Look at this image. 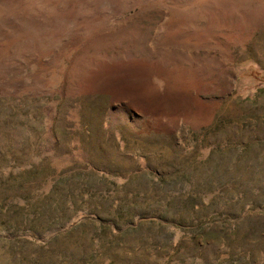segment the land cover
<instances>
[{"label": "rangeland", "instance_id": "rangeland-1", "mask_svg": "<svg viewBox=\"0 0 264 264\" xmlns=\"http://www.w3.org/2000/svg\"><path fill=\"white\" fill-rule=\"evenodd\" d=\"M250 69L264 0H0V264H264Z\"/></svg>", "mask_w": 264, "mask_h": 264}, {"label": "trees", "instance_id": "trees-1", "mask_svg": "<svg viewBox=\"0 0 264 264\" xmlns=\"http://www.w3.org/2000/svg\"><path fill=\"white\" fill-rule=\"evenodd\" d=\"M250 74L252 75L253 79L255 81H257V82L264 79V71L263 70H253V69H250ZM258 173H261V167L257 164V174ZM256 199H258V197L257 198H251L249 201H251L252 203H254V201Z\"/></svg>", "mask_w": 264, "mask_h": 264}]
</instances>
